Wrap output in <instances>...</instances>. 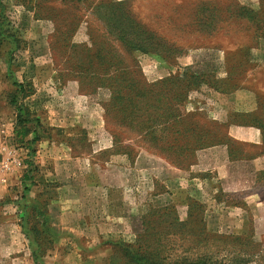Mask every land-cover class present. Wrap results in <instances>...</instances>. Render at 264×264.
<instances>
[{"label":"rangeland","instance_id":"1","mask_svg":"<svg viewBox=\"0 0 264 264\" xmlns=\"http://www.w3.org/2000/svg\"><path fill=\"white\" fill-rule=\"evenodd\" d=\"M63 152L141 181L111 264H264V0H0V264L75 262L40 214Z\"/></svg>","mask_w":264,"mask_h":264},{"label":"crops","instance_id":"2","mask_svg":"<svg viewBox=\"0 0 264 264\" xmlns=\"http://www.w3.org/2000/svg\"><path fill=\"white\" fill-rule=\"evenodd\" d=\"M66 154L52 157L55 172L45 182L53 191L41 199L48 203L47 215L54 236L52 247L57 252L64 251V257L73 259V264H107L110 247L101 242V235L108 232L135 235L142 230L140 189L135 186L141 181H135L124 154L103 162L106 164L99 166L95 179L88 177L89 163L84 158H68ZM42 188H36L38 196L33 199L45 195ZM89 191L97 197L91 200Z\"/></svg>","mask_w":264,"mask_h":264},{"label":"trees","instance_id":"3","mask_svg":"<svg viewBox=\"0 0 264 264\" xmlns=\"http://www.w3.org/2000/svg\"><path fill=\"white\" fill-rule=\"evenodd\" d=\"M128 40V39H127ZM128 43H133V41H131V42H128ZM145 44H147V42L145 41H142L141 43H139L138 44V46L140 47V48H147L146 47V45ZM29 165L31 166V163H29ZM31 172H33V170H32V167H30L29 169H28V177H29V179H33L34 180V175H30L31 174ZM33 201L32 202H38L39 200L38 199H32ZM44 203V205L47 207L48 206V203H47V201H44L43 202ZM44 206V207H45ZM43 217H44V221H45V223L47 222V227H46V230L45 231H47L49 234H51V239H52V242H51V246L53 245V242H54V236H53V234L51 233V227H50V225H49V217H48V215H47V209H46V213H44V211H42L41 213H40ZM143 217V216H142ZM141 232H142V230L139 232V233H137V234H135V235H139V234H141ZM35 235H38V232H36V231H34L33 232ZM144 234V233H143ZM42 248V247H41ZM48 249H51V248H48ZM47 249V250H48ZM137 250H129V249H126V251H128V252H131V253H134L133 254V256H132V254H131V257L133 258V259H135L136 260V262H138V264H144V263H142V261L141 260H143V259H146L147 261H149V264H157L156 262H160V261H164L166 258H163L162 257V254H163V251L162 250H159V251H148L147 249H143V247L141 246V245H139L137 248H136ZM45 250V249H44ZM148 254H150V256L148 255ZM152 256H153V259H152ZM110 257H109V260H108V264H111V261H110ZM156 260V261H155ZM164 264H178V262H174V261H167L166 263H164ZM186 264H195L194 262H189V263H186Z\"/></svg>","mask_w":264,"mask_h":264},{"label":"built area","instance_id":"4","mask_svg":"<svg viewBox=\"0 0 264 264\" xmlns=\"http://www.w3.org/2000/svg\"><path fill=\"white\" fill-rule=\"evenodd\" d=\"M7 166V165H6Z\"/></svg>","mask_w":264,"mask_h":264}]
</instances>
